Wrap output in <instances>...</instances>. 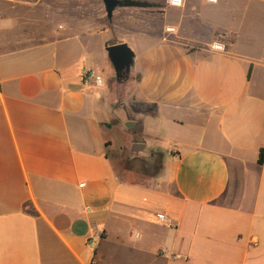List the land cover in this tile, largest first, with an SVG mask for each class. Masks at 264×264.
<instances>
[{"label": "crops", "instance_id": "obj_1", "mask_svg": "<svg viewBox=\"0 0 264 264\" xmlns=\"http://www.w3.org/2000/svg\"><path fill=\"white\" fill-rule=\"evenodd\" d=\"M206 5L166 4L155 35L41 41L39 22L13 36L9 17L39 0H0V264H264V0ZM128 42L133 144L162 155L149 177L116 170L81 78Z\"/></svg>", "mask_w": 264, "mask_h": 264}, {"label": "rangeland", "instance_id": "obj_2", "mask_svg": "<svg viewBox=\"0 0 264 264\" xmlns=\"http://www.w3.org/2000/svg\"><path fill=\"white\" fill-rule=\"evenodd\" d=\"M18 4H23L25 0H3ZM149 3H157L163 9L166 6V0H140ZM40 8L33 12L17 10L9 12V17L15 19L17 28L12 33L13 36L26 34L30 28L27 24L36 25L39 22L41 41L55 30L56 36L65 34H97L99 31L108 28L111 40L126 38L127 36L137 35L148 31L152 34H158L160 28L159 12L141 10L137 8H116L112 17H106L102 0H39ZM207 4V3H206ZM217 4V3H216ZM206 8H216L221 13V7L206 5ZM171 9L172 8H168ZM169 10L168 13L171 11ZM22 25V26H21ZM254 29V28H252ZM264 31L263 28H261ZM260 31V30H259ZM247 36L251 35L245 33ZM254 35V34H253ZM264 34H259V42ZM129 48L134 52L131 42H128ZM260 46V43H259ZM263 50L259 48L260 51ZM104 60L99 59L97 69L103 80V86L97 88L101 94L99 119L107 124L105 132L111 141L107 153L115 162V168L118 172L124 169H131L146 177L154 175L158 170L159 156L154 154L150 156L148 152L142 150L138 153L131 151L133 141L136 137L138 126L127 128L126 124L131 121L129 118L135 116L132 110L138 106L133 102L130 95V88L134 83L133 73L130 69L125 79H118L114 69L107 59L105 52ZM261 58L259 55V61ZM90 65V64H88ZM102 69V70H100ZM103 105V106H101ZM142 106V104H141ZM144 109V106L141 107ZM132 123V122H131ZM124 148L121 150V148Z\"/></svg>", "mask_w": 264, "mask_h": 264}, {"label": "water", "instance_id": "obj_3", "mask_svg": "<svg viewBox=\"0 0 264 264\" xmlns=\"http://www.w3.org/2000/svg\"><path fill=\"white\" fill-rule=\"evenodd\" d=\"M106 17L110 19L113 11L118 8L120 0H102ZM104 49L107 53V57L114 69L116 77L118 79H125L127 77L134 62V52L129 48L126 43H120L115 45H104ZM127 128H132L133 123H127ZM143 150V145L135 143L132 145L131 151L138 153Z\"/></svg>", "mask_w": 264, "mask_h": 264}, {"label": "built area", "instance_id": "obj_4", "mask_svg": "<svg viewBox=\"0 0 264 264\" xmlns=\"http://www.w3.org/2000/svg\"><path fill=\"white\" fill-rule=\"evenodd\" d=\"M185 0H167L166 4L168 7L173 9L181 8L184 4ZM218 0H205L207 4H216ZM167 32H172L173 28H167ZM215 50H223V47L221 45H215L213 47ZM81 78L83 84H93L95 87L100 88L103 86V80L102 77L98 74H96L93 70L89 68L82 67L81 68ZM156 220L160 223L166 222V218L163 214H157ZM100 237L98 235H95L93 237H90L86 240V245L91 249L95 250L97 247V241Z\"/></svg>", "mask_w": 264, "mask_h": 264}, {"label": "trees", "instance_id": "obj_5", "mask_svg": "<svg viewBox=\"0 0 264 264\" xmlns=\"http://www.w3.org/2000/svg\"><path fill=\"white\" fill-rule=\"evenodd\" d=\"M118 7L119 8H137V9L148 10V11H153V12H158L162 9L157 3H149L146 1H140V0H120ZM124 78H126L125 75H124ZM137 109H140V107H137ZM141 111L143 113H152L155 111V105L148 106L145 109L141 108ZM158 156H159L158 167H160L162 155L158 154ZM263 160H264V150L261 149L258 155V160H257L258 164L261 165L263 163Z\"/></svg>", "mask_w": 264, "mask_h": 264}]
</instances>
